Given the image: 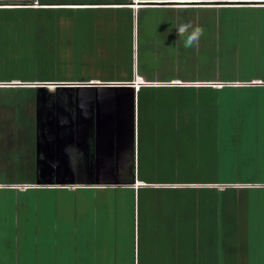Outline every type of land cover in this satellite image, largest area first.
Masks as SVG:
<instances>
[{"label":"crops","instance_id":"obj_1","mask_svg":"<svg viewBox=\"0 0 264 264\" xmlns=\"http://www.w3.org/2000/svg\"><path fill=\"white\" fill-rule=\"evenodd\" d=\"M20 1H32V6L0 8H31L35 23H40V20L46 18L49 20L48 27L43 30H49L52 34L56 32L57 35L62 31L68 33L69 38L71 36L70 48L74 46L75 41L83 49L87 44L89 61H93V57L101 59L107 54L117 55L118 58L119 54L115 53L121 51L124 43H129L132 50L135 48L134 50L138 51L135 41L140 37L139 15L145 16L143 29L148 36L146 49L150 51L151 56L155 51L160 52L164 48L175 52L180 41L176 28L186 22H190L194 27L202 26L204 35L209 34L208 40L213 46H217L218 40L222 41L227 33L264 34V0H143L142 3L139 0L13 2ZM186 17L190 19H184ZM126 35L127 42H124L121 37L124 38ZM204 35L200 38L199 44L204 43ZM86 37L88 43L85 42ZM90 45L92 53H89ZM134 50L124 76L114 75L115 77L108 79L97 77L29 81L12 79L9 82H38L59 86L0 88V129L7 132L6 139H0V148L6 147L7 152L10 147L19 148L18 139L13 140L9 132L11 133L13 127L21 126L20 122L25 124L24 130L29 132L22 141V147L13 153L19 154L18 161L26 163L19 169L22 175L17 179L21 181L14 183L17 186L8 182L0 183V193L64 191L74 195L83 194L80 208L81 210L84 208L86 217L79 219L77 216L69 218L64 215L60 219L54 216L49 218L51 228H55L51 232L50 243L55 245L60 242L67 243V253L76 246L80 251H85L87 249L85 244L89 242L106 243L107 240H118L119 237L108 236L105 231L118 225L117 220L122 206H127L125 208L130 219L131 235L128 238L131 242L132 264H136L135 259L138 258L136 254L138 256V245L141 241L143 244L163 243L165 250L177 253H201V250L216 253L218 244L221 243L217 241V233L198 235L197 230L193 229L203 225L215 228L217 219L220 220L224 215L217 208V188L213 186L217 185V181L206 179L200 181L199 178L191 182L179 181L182 177L180 170L190 167L192 161L185 165L184 157L175 168L172 150L169 155L162 158L161 153L156 155L153 149L143 148L140 151L138 130L144 126L147 131L155 132L156 127L154 128L152 124L156 121L160 124L167 122V126L177 129L180 123L183 124L185 118L181 116L182 114H177L176 109H172V104L167 109L156 107V101L162 99L160 92L194 90L198 91L197 96L200 98L203 97L201 93L204 91L213 92L214 97L209 96L204 100V103L210 100L206 104L210 107L209 113L197 114L198 121L192 122L193 125H204L200 128L199 137L195 140L188 138L185 140L189 155L194 154V161L200 156L201 147L210 145L213 147V153L215 146L222 145L219 144V140L224 143L232 140L214 137L213 133H210L211 129L213 132L228 129L246 131L244 127L248 125L256 131L257 127L264 125L261 123L264 122L261 110L258 109L257 114H254L253 105L243 107L247 102L239 95L240 92L264 90V79H220L216 76L212 79H186L165 74L149 76L147 71H138ZM18 112H23L26 118L20 119L16 115ZM185 123L189 125L187 118ZM183 135L185 136V133ZM159 162L162 163L161 170L159 169L161 174H158L157 166H154L155 163L159 165ZM160 177L169 181L161 183L147 181ZM159 193L162 197L157 195ZM88 194L94 199L95 196L102 198V202L94 200V203L96 201V205L106 209L107 217L100 219L87 217L86 210L89 204L83 200ZM210 195L214 196L213 208L212 199L209 203H204L206 197ZM77 200L75 199V202L79 204ZM67 207H71L72 212L74 208H78L74 205ZM206 207H209L207 212L204 210ZM218 211L221 216H218ZM245 215H238L236 220L243 219ZM155 223L159 226L189 228L188 230L192 227L193 231L183 230L186 234L180 235H155L151 234V231L150 234L139 236L140 224L151 228ZM19 227V222H11L5 216L0 218V264H8L7 245L18 244L21 240ZM57 228L61 230L57 231ZM144 248L146 252L151 251V247ZM72 252V255H68V260L74 255V251ZM75 257L78 258V255ZM83 257L79 256L82 260ZM89 258L84 260V264H89ZM197 258L200 260V257ZM93 259L97 257L93 256ZM93 263L96 264L97 261Z\"/></svg>","mask_w":264,"mask_h":264},{"label":"rangeland","instance_id":"obj_2","mask_svg":"<svg viewBox=\"0 0 264 264\" xmlns=\"http://www.w3.org/2000/svg\"><path fill=\"white\" fill-rule=\"evenodd\" d=\"M13 1L17 0H0V2L8 3ZM35 14L37 15L38 13L36 12ZM33 17L34 13L31 11L0 12V79L11 78L26 81L51 78L79 79L83 77L108 79L117 75L120 77L126 74L127 64L135 49L133 48L132 50L129 43H124L121 51L115 53L119 54L118 58L116 57L117 55L112 54L110 56L107 54L101 59L93 57V61H89L87 44L85 45V49H83L75 41L74 46L70 48L69 42H72V38L71 36L69 38L68 33L61 31L57 35L56 32L52 34L49 30H43L45 27H48L47 21L49 20L46 18L40 20V23H35ZM184 19L189 20L190 17ZM144 20L145 16L142 17V15H139L140 37L135 41V45H138V51L134 50V52L136 51L135 59L138 61V71L140 72L147 71L149 76L155 77L165 74V76L169 77L186 79H212L214 76L220 79H264V34L262 33L250 35L227 33L222 38V41L218 40L219 44L217 46L211 45L208 40L209 34H206L203 37L204 43L191 48L184 47L185 36H180V41L177 43L179 47L175 52L164 48L160 52L155 51L151 56L149 55L150 51L146 49L148 36L143 29ZM127 37V35L124 38L121 37V40L127 42ZM85 42L88 43V37H86ZM89 47V53H92V45ZM55 86H59V84L0 82V88H53ZM204 92L201 93L202 98L198 97V91L194 90L160 92L162 99L156 101V107H164L167 109L172 104V109H176L177 114H182L181 116L185 120L187 118L189 125L187 126L184 120L183 126L180 123V127L177 129L173 126H167V122L166 124L165 122L160 124L154 120L156 122L152 125L154 128L156 127L155 132L147 131L144 126L140 127L138 130L140 151L143 148L153 149L156 155L158 153L163 154L162 156L160 155V158H162L165 155H169V152L172 150V157L176 162V165H174L175 168L178 167L179 161L183 160L184 157L185 165L192 161L190 167L187 166L185 169L182 168L180 170L182 177H180L181 179L179 181L191 182L199 178L200 181L206 179V181L235 182L233 184L213 185L218 190L225 188H264L263 124L257 127L256 131H254L252 126L248 127V125L244 127L246 131L228 129V131L217 130L213 132L214 130L211 129L210 131L212 132L210 133H213L212 135L214 137L227 138V140L232 138V140L226 141L225 143L219 140V144H223L221 146H215L216 148L213 153V147L210 145L201 147L200 156L196 157L194 161V154L189 155L185 140L187 138L190 140L197 139L199 132H201L200 128L204 126L198 124L193 125L192 122L193 120L195 122L198 121L196 119L197 114L209 113L210 107L206 104L210 100L205 103L204 100H207L209 96L214 97L213 92ZM239 95L247 102H244L247 105H243V107L253 105L252 113L255 112L254 114H257L258 109H260L264 115V90L257 89L255 92L250 93L240 92ZM19 107L22 108V105ZM24 107L26 108V106ZM16 115L20 119L22 118V120L26 118L23 112H18ZM139 123L140 125L142 124L141 118ZM261 123L264 122L261 121ZM20 124L21 126L11 129L14 132H9V134H12L11 138L13 140L18 139L19 148L22 147V141L29 134L28 130H24L25 124L23 122H20ZM190 129L193 130L191 131ZM6 133L5 129H0V139L5 140ZM184 133L185 136L183 135ZM211 145H213L212 141ZM19 148L10 147L8 152L6 147L0 148V157H2L0 158V183L8 182L13 183L11 185L17 186L14 183L21 181L17 179L22 175L19 173V169L23 168L26 163L24 164L18 161L19 159L17 157L19 154H13ZM154 166H157V172L161 174L159 169L161 170L162 163L160 164L159 162V165L155 163ZM245 179L263 183L240 182ZM147 181L161 183L169 180L160 177L147 179ZM81 195L83 196V194L74 195L64 191H41L35 193L33 191L25 193L13 191L1 192L0 218H4L5 216L11 222H19V236H22L18 244L9 243L7 245V263L84 264V260L86 261V258L90 257L88 260L89 264H92L94 261H97L96 264H132L131 242L128 238L131 235L130 219L126 210L127 206H122L119 212L118 225L115 228L111 227L105 231L108 236L114 235L115 237H119L118 240H114L115 242L111 240H107L106 243L89 242L85 244L87 247L85 251H80L76 246V250L75 248L74 250L71 249L70 253H67V243L60 242L56 245L50 243L52 240L50 237L51 232L55 229L51 228L49 224L50 216L58 219L63 218L64 215H67L69 218L77 216L79 219L86 217L84 208L82 210L80 208ZM157 195L162 197L160 193ZM229 195L231 197L236 196L237 206L246 203L248 197L250 199L258 198L259 202L254 203V207L247 208L245 206L243 213H248V215L244 214L248 218L244 216L243 219L225 221L226 227L223 220L217 219L215 228L214 226L211 228L203 225L200 228L193 229L197 230L196 234L198 235H208L209 233H211L210 235H214L212 233H217V241L221 243L218 244L216 253H213L211 250L210 252L201 250V253L197 251V253H177L176 251L165 250V244L163 243L143 244L141 241L138 245V256L136 254V257H138L135 259L136 264H264V190L250 191L249 196L247 198L244 197V199L240 194L232 195L227 193V195L217 197V202L224 203ZM84 198L83 202L89 204V211L86 210L88 212L87 217L100 219L108 216L106 209L104 210L101 206L95 204L96 201L99 203L102 202L101 197L95 196L94 199L91 194H88ZM213 198V195L206 197L204 203H209L210 199H212L213 208L215 205ZM75 199H78L79 204L75 202ZM94 200H96L95 203ZM71 205L77 206L78 208H74L72 212L71 207H67ZM207 208L209 207L204 208L206 212ZM142 209L141 207L140 218L143 215L141 213ZM218 210H221V208H218ZM221 215L218 211V216ZM225 216L227 215H224V218ZM138 229L139 236H143L145 233L150 234L151 231V234L155 235H180L186 234L184 231H193L192 227L188 230L189 228L176 226H159L156 223L151 228L140 224ZM58 230H61V228H57ZM136 232L138 234V231ZM238 236L240 237L238 238ZM120 237L122 238L120 239ZM73 245H71V248H73ZM144 247H151V251H144ZM72 251H74V255L68 260V255H72ZM76 255H78V258L75 257ZM79 256L85 257L82 260ZM93 256H96L97 259H93ZM197 257H200V260H197L199 259Z\"/></svg>","mask_w":264,"mask_h":264},{"label":"trees","instance_id":"obj_3","mask_svg":"<svg viewBox=\"0 0 264 264\" xmlns=\"http://www.w3.org/2000/svg\"><path fill=\"white\" fill-rule=\"evenodd\" d=\"M1 6H32V1H20V2H0V7ZM1 11H33L31 8H0V12ZM54 12V11H53ZM10 80H12L11 78H4V79H0V82H9ZM26 81V80H25ZM224 143V141H222ZM222 143V144H223ZM248 170V169H246ZM241 183H254V184H261L263 182H253L251 180L245 179L244 181H240ZM235 183L234 181H227V182H217V184H233ZM264 188H246V189H235V188H225L223 190H218L216 191V197H220L221 195H227V193L230 194H240L242 196V198L244 199L247 198L249 196V192L250 191H263ZM228 199H226V201L224 203H218L217 202V208H221V212L224 215H227V217L224 215H222L223 217H220V220H223L225 227H226V222H228L229 220H235L237 219L238 215H243L245 213H243L245 206L247 208L250 207H254V203L256 204V202H259L258 198L257 199H250V197H248L246 203H243L242 205H236L237 204V198L236 196L231 197V195H229L227 197ZM248 205V206H247ZM229 215V216H228Z\"/></svg>","mask_w":264,"mask_h":264},{"label":"clouds","instance_id":"obj_4","mask_svg":"<svg viewBox=\"0 0 264 264\" xmlns=\"http://www.w3.org/2000/svg\"><path fill=\"white\" fill-rule=\"evenodd\" d=\"M140 3L143 0H139ZM178 36H185L184 47L191 48L199 44L200 38L204 35L202 26H193L190 22L182 23L176 28Z\"/></svg>","mask_w":264,"mask_h":264}]
</instances>
